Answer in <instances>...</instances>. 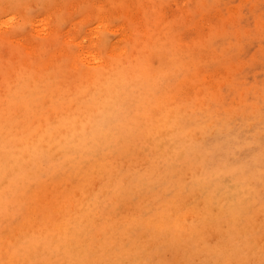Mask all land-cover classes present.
I'll return each instance as SVG.
<instances>
[{"label":"rangeland","instance_id":"obj_1","mask_svg":"<svg viewBox=\"0 0 264 264\" xmlns=\"http://www.w3.org/2000/svg\"><path fill=\"white\" fill-rule=\"evenodd\" d=\"M113 64L120 87L131 84L130 74L156 84L148 105L137 109L144 123L175 110L173 129L185 133L177 146L189 148L194 164L181 177L205 184L224 174L242 179L253 204L234 239L228 222L209 218L195 234L199 218L190 211L174 221L178 237L148 239L147 249L160 246L164 264H264V0H0V114L27 108L11 93L20 86L58 91L38 99L46 113L69 109L90 89L91 75ZM54 156L21 177L50 181L61 161ZM161 166L157 157L150 170L158 175ZM76 187L66 182L58 194L74 195ZM182 195L180 210L189 211L191 200Z\"/></svg>","mask_w":264,"mask_h":264},{"label":"bare ground","instance_id":"obj_2","mask_svg":"<svg viewBox=\"0 0 264 264\" xmlns=\"http://www.w3.org/2000/svg\"><path fill=\"white\" fill-rule=\"evenodd\" d=\"M115 66L92 74L87 92L69 109L51 114L39 101L58 91L11 90L27 108L0 114V264H164L160 246L150 251L146 240L178 237L174 221L190 211L199 218L195 234L204 233L200 221L209 218L217 225L228 222L232 239L238 236L237 227L253 208L245 183L226 174L206 184L196 175L181 177V170L194 164L189 148L177 146L185 133L174 130L175 110L167 120L144 123V111L137 109L148 105L156 84L130 74L131 84L120 87ZM49 155L61 158L50 181L30 184L22 178ZM157 157L158 175L150 170ZM66 182L77 183L74 195L58 194ZM185 192L191 206L182 212ZM130 207L135 213L123 215Z\"/></svg>","mask_w":264,"mask_h":264}]
</instances>
